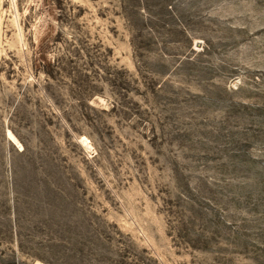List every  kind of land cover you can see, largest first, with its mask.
I'll list each match as a JSON object with an SVG mask.
<instances>
[{
    "label": "rangeland",
    "instance_id": "1",
    "mask_svg": "<svg viewBox=\"0 0 264 264\" xmlns=\"http://www.w3.org/2000/svg\"><path fill=\"white\" fill-rule=\"evenodd\" d=\"M0 264H264V0H0Z\"/></svg>",
    "mask_w": 264,
    "mask_h": 264
},
{
    "label": "bare ground",
    "instance_id": "2",
    "mask_svg": "<svg viewBox=\"0 0 264 264\" xmlns=\"http://www.w3.org/2000/svg\"><path fill=\"white\" fill-rule=\"evenodd\" d=\"M8 137L14 141L17 142V145H19V147H22L21 144L16 140L15 136L13 135V133L11 131L8 132Z\"/></svg>",
    "mask_w": 264,
    "mask_h": 264
}]
</instances>
